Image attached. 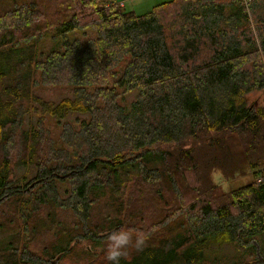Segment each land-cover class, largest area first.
Instances as JSON below:
<instances>
[{
	"label": "trees",
	"instance_id": "obj_1",
	"mask_svg": "<svg viewBox=\"0 0 264 264\" xmlns=\"http://www.w3.org/2000/svg\"><path fill=\"white\" fill-rule=\"evenodd\" d=\"M257 93L264 0H0V264H264Z\"/></svg>",
	"mask_w": 264,
	"mask_h": 264
},
{
	"label": "rangeland",
	"instance_id": "obj_2",
	"mask_svg": "<svg viewBox=\"0 0 264 264\" xmlns=\"http://www.w3.org/2000/svg\"><path fill=\"white\" fill-rule=\"evenodd\" d=\"M119 1V3L122 4L123 10L125 12H132L135 15H142L145 14L146 12L150 11L152 7L168 2L170 0H116ZM51 45L50 42L45 43V48H48ZM63 94L61 93H47V94H42L41 95V99L43 101H52V102H57ZM252 102H257L261 105H264V93H257L256 96L252 97L249 100V103ZM27 106L29 105L28 103H26ZM31 106L30 105V109L28 106V119L26 120V126L28 127L30 125L29 121L32 120L31 122L34 124V121L36 120V118L38 117V115H34L32 113L33 110H31ZM31 112V113H30ZM38 114V113H35ZM73 117V116H72ZM71 117V118H72ZM51 126V125H50ZM32 173L29 172L28 169H26L23 166H20L17 171H16V176H27L29 177ZM213 180L216 183V185H218V189L221 192H226L230 189H236L240 186H243L245 184H248L249 182L253 181L255 178V175L250 174L248 171V174L246 176H242L236 180L233 179H226L227 182H224V179L222 176L219 175V172L216 171L212 174ZM1 236V234H0ZM222 253L225 254H231L232 253V248L230 245H227L226 247L223 248ZM69 262L66 261L64 263L61 264H68Z\"/></svg>",
	"mask_w": 264,
	"mask_h": 264
},
{
	"label": "clouds",
	"instance_id": "obj_3",
	"mask_svg": "<svg viewBox=\"0 0 264 264\" xmlns=\"http://www.w3.org/2000/svg\"><path fill=\"white\" fill-rule=\"evenodd\" d=\"M146 243V236L130 228H120L108 236L105 260L108 264H119L120 258L127 256L130 249L141 251Z\"/></svg>",
	"mask_w": 264,
	"mask_h": 264
},
{
	"label": "crops",
	"instance_id": "obj_4",
	"mask_svg": "<svg viewBox=\"0 0 264 264\" xmlns=\"http://www.w3.org/2000/svg\"><path fill=\"white\" fill-rule=\"evenodd\" d=\"M121 7H122V4L121 3H119V1H116ZM123 8V7H122Z\"/></svg>",
	"mask_w": 264,
	"mask_h": 264
}]
</instances>
